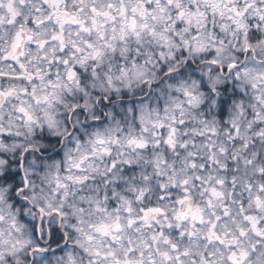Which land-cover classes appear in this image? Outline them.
Wrapping results in <instances>:
<instances>
[{
	"label": "clouds",
	"instance_id": "obj_1",
	"mask_svg": "<svg viewBox=\"0 0 264 264\" xmlns=\"http://www.w3.org/2000/svg\"><path fill=\"white\" fill-rule=\"evenodd\" d=\"M0 264H264V0H0Z\"/></svg>",
	"mask_w": 264,
	"mask_h": 264
}]
</instances>
